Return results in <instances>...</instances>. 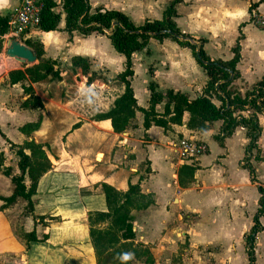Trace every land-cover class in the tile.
Returning a JSON list of instances; mask_svg holds the SVG:
<instances>
[{"label": "crops", "instance_id": "crops-1", "mask_svg": "<svg viewBox=\"0 0 264 264\" xmlns=\"http://www.w3.org/2000/svg\"><path fill=\"white\" fill-rule=\"evenodd\" d=\"M53 1V10L60 15L57 29H31L28 38L41 44V58L54 60L60 75L62 70L66 72L74 68L71 66L73 57L86 58L89 62L86 78L83 77L86 84H83L84 91L73 98L70 94L61 97L51 92H42L36 86L43 84V80L29 84L25 81L24 84L31 86L34 91L27 94L23 92L20 83L10 84L7 78L0 81V132L4 135H0V152L4 156V165L10 166L13 174L19 173L15 149L10 147L8 141L13 144H23L30 140L40 143L51 162V169L37 182L29 213L25 211L26 201L22 198L3 206V198L11 195L14 187L10 177L0 172V264H96L89 237L87 213L106 211L102 183L118 191H126L128 184L137 183L141 193L151 196L153 203L143 209L144 214H141L144 220L132 221V228L135 230L134 243L156 245L152 248L157 256L155 264H232L233 254L236 253L232 239L225 244L220 238L218 241L214 238H198L193 234V229L197 228L203 210L220 215L224 207L225 217L229 221L233 218L237 220L232 199L238 196L240 185L230 178L222 166L231 138L236 134L242 138L237 168L245 175L244 186L252 191L256 201L249 212L251 222L239 228L240 247L245 253L246 264H249L244 236L249 232L253 224L252 218L258 209L260 194L257 186L264 187V170H261L264 169V159H255V148L246 154V129L235 127L232 134L220 143L215 138L220 132V120L213 121L202 132L187 129L184 122L182 125H171L167 131L154 125L144 130L143 115L136 111L132 120L134 127L118 134L113 132L108 119H92V115L107 111L115 97L122 93L124 85L117 79V75L124 69V57L112 48L106 36L109 33L107 30L104 31L105 34L91 33L86 36L77 31L67 33L63 28L62 0ZM87 2L90 12L96 7L116 9L123 12L135 25H139L145 19H160L170 0ZM200 2L203 3L204 10L215 14L222 30L229 26L227 18L233 16L231 39H225L221 29H209L208 23L204 25L198 18H181L179 7L182 4L195 6ZM18 4L19 0H0V15L9 16ZM175 8L177 15L174 21L180 32L190 35V42L195 44L203 39L202 48L211 59L229 60L238 39L239 60L235 66L238 77L231 83L233 89L243 95L254 83L264 78V30L249 21L251 10L264 13V0H180ZM88 38H93L98 44L87 46L85 39ZM115 59L118 67L113 69L112 60ZM36 61L38 62L37 59ZM131 62L133 75L129 82L136 103L141 108L147 107L149 82H154L160 92L172 89L185 93L190 98L200 95L207 82L206 74L192 51L171 38H163L161 41L150 38L144 49L132 53ZM27 65L28 63H24L22 69ZM76 69L81 72L80 68ZM95 73L101 77H97ZM93 74L95 78L88 83V76ZM70 79L75 81L74 78L62 76L56 82L48 80L46 84L58 87L65 85L69 88L72 83ZM94 85L101 88L91 94L88 90ZM29 97L40 104L35 108L24 105ZM161 109L162 104L156 110ZM241 112L246 116L249 110ZM38 119L40 123L36 130L27 134L20 132L22 125ZM258 121L261 132L256 148L258 156L262 158L264 115H259ZM186 136L201 140L207 146L206 152L195 160L193 186L180 185L178 181L180 167L194 162L180 160L175 150L178 139ZM25 152L28 153V150ZM248 163L254 169V181L250 180L245 167ZM210 175L220 184L224 203L216 206L211 199L206 203L202 194L197 198L194 210L187 208L188 195L210 189V184H207L211 179ZM218 175L227 176L221 180ZM25 182L28 184L27 179ZM240 202V207H244L245 201L241 199ZM179 212L195 213L189 237L184 234L178 238L172 236L177 221L174 213H178V218L182 219ZM238 215L243 216L244 212H239ZM263 219L264 215L259 218L260 225ZM261 227L263 230L262 225ZM19 229L24 233L33 230L36 240L26 241L20 236ZM181 244H184V248L178 252L177 245ZM254 258L257 264L255 250Z\"/></svg>", "mask_w": 264, "mask_h": 264}, {"label": "trees", "instance_id": "trees-1", "mask_svg": "<svg viewBox=\"0 0 264 264\" xmlns=\"http://www.w3.org/2000/svg\"><path fill=\"white\" fill-rule=\"evenodd\" d=\"M40 21L38 29L52 31L57 29L60 20L59 13L55 12L53 0H41ZM180 0H170L162 12L160 19H145L141 24L135 25L123 12L116 9L96 7L90 12L87 0H62L64 11V30L71 34L77 31L86 36L91 33L106 34L112 48L124 57V69L117 75V79L124 85V89L112 102L111 107L104 112L91 116L94 120L108 119L115 133L125 132L133 128L132 120L136 111L143 115L142 126L147 130L151 125L158 126L167 131L171 125H182L187 129L202 132L216 120L221 121L220 132L215 138L222 141L230 136L237 126L246 129L248 144L246 154L256 149V160L264 159L258 156L256 146L257 138L261 132L258 116L264 115V78L254 83L250 90L241 95L231 87V83L238 77L236 63L239 60L238 39L232 48L233 56L229 60L211 59L203 50L204 40L199 39L198 44L192 43L188 34L180 32L174 18L177 15L176 4ZM8 29V16L0 15V50L2 49V36ZM155 38L161 41L163 38H171L182 46L188 47L198 64L204 70L207 82L200 95L190 98L187 94L168 89L160 92L154 82H149V98L147 107L141 108L136 103V98L129 78L133 75L131 55L135 51L146 47L148 40ZM24 43L35 53L37 63L25 66L23 69L11 70L6 78L10 84L20 83L24 93H31V86H26L25 81L36 83L48 76L60 78V70L55 68L56 62L51 59H42V47L37 41L29 38ZM199 55L197 57V54ZM71 66L80 68L83 74H87L89 62L83 57H73ZM93 80L88 76L87 82ZM219 101L216 105L212 99ZM162 104L161 111L157 106ZM249 110L246 116L241 111ZM185 118V121H184ZM40 120L22 125L20 132L27 134L39 127ZM0 135H4L0 132ZM11 148L15 149L17 157L18 174L12 173L10 166L4 165V156L0 152V172L10 177L13 184V192L3 198V206L14 203L18 198L26 201L25 211L31 212V197L36 191L39 178L51 169V162L46 154L44 146L34 141H25L23 144H13L8 141ZM28 150V153L25 152ZM250 180L254 181V169L250 163L246 166ZM193 165H182L178 170L180 185H186L193 181L195 171ZM185 176V180L182 179ZM28 180L26 184L25 180ZM101 190L106 203V211H92L87 213L89 237L95 253L96 264H124L122 259L125 250L122 247L134 238L132 229L131 211L133 209H145L153 200L150 195L140 192L138 184H128L126 191H118L112 186L102 183ZM260 194L258 209L252 218V226L244 236L246 253L249 264H255L253 245L256 234L262 230L259 218L264 215V187L257 186ZM35 219V217H33ZM20 236L26 241L36 240L34 231L24 233L18 230Z\"/></svg>", "mask_w": 264, "mask_h": 264}, {"label": "rangeland", "instance_id": "rangeland-1", "mask_svg": "<svg viewBox=\"0 0 264 264\" xmlns=\"http://www.w3.org/2000/svg\"><path fill=\"white\" fill-rule=\"evenodd\" d=\"M179 11L181 13V18H188V19L198 18L199 21L204 23V25L208 23L207 27L209 29L215 28V27L218 30L221 29L218 24V18H215L216 16L214 13H210L204 10L203 3L201 2L196 4L195 6L182 4L179 7ZM233 22H234L233 16H231L230 18L228 17L227 23L229 26L227 27V29H223V30L221 29L222 31H224V36H225L224 38L227 40L231 39L232 37L231 26ZM85 40H86L87 46H93V45L98 44V42L94 40L93 38H88ZM36 62L37 61H35L34 63ZM34 63H31V64L28 63L27 66H30ZM112 63L114 65L113 69H116L118 67V61L115 59V60H112ZM95 74L97 77L99 78L101 77L100 74H97V73ZM95 74L92 75V78H95ZM62 76H68L69 78H74L75 81L73 79H70L72 83L69 85L70 86L69 88H67V86L65 85H60L58 87L52 84L51 86H49L46 84V82L50 79V77L48 76L46 79L43 80V84L36 86V87L39 88L42 92H48V93L51 92L54 95L61 96V97L65 96V94H70L72 95L73 98H75L77 94L82 93V91H84L83 84H86L85 79H84L86 78L85 77L86 75L81 73L78 69L73 68V69H69L66 72H63L62 70L60 78ZM55 80L56 78H53V80L50 79L49 81L56 82ZM104 81L106 82V80ZM26 84H29V82L26 81ZM100 88L101 87L99 85H94V87H92L91 90H88V92L93 94V92L96 89L99 90ZM32 92H34L33 89L31 90V93ZM212 101L216 105H219L218 100L213 98ZM86 102H88V99L86 100ZM37 104H40V103L36 99L34 98L32 99L31 97H29L24 103V105L26 106L32 105L33 108H35ZM102 106L103 107L105 106V101H103ZM241 113L243 114V112ZM261 138H262V143H264V134ZM144 139H146V137ZM241 145H242V138L239 134H236L235 136L231 138V145H230V148L228 149V154L222 161V163L224 164L222 165L223 169H225L226 173L230 175V178L234 179L240 185V188L238 189L239 190L238 196L232 199L233 211L236 215L237 220L235 221L233 218L232 220L229 221L223 213L224 207H222L220 211V215H216L215 214L216 212L210 214L209 211L203 210L201 216L198 219L199 221H198L197 228L193 229V234L195 235V237H198V238H202V239L204 238L206 240H211L214 238L216 239V241H218L217 239L220 238L225 244H228L230 240L232 239L234 245L236 246V253L233 254L234 259H233L232 264H246L247 262L245 253L244 251L241 250V247H240L241 244H240V239H239V228L242 225H245L246 223L251 222V215L249 214V212L251 211L252 206L256 202L254 200L252 191L246 186H244L245 185L244 184L245 175L242 174L237 168L239 167L237 160L239 158ZM195 163L196 161L192 162L191 165L195 166ZM222 166L220 165V167ZM261 170H264V169H261ZM210 174L212 173L210 172ZM226 176L227 175L225 176L218 175V178L222 180ZM210 178L211 179H209L207 182V184H210L209 190L200 191L198 194L192 193L191 195H188V203L186 204L187 208L194 210L197 207V198L201 196L202 194L205 197L204 201L206 203H208L210 199L213 202V205H216V206L218 205L221 206L222 203H224V199L220 193V191H222L220 188V184H217L216 181L213 180L215 177H212V175H210ZM182 179L185 180L184 175H182ZM188 186H193V181L191 183H188ZM241 199L245 201L244 207H240ZM217 203H220V204H217ZM239 212H244V215L243 216L238 215ZM142 213H143V209H133L131 211V216H132L131 222L134 220L143 221L144 217L141 216ZM177 214L174 213V219L175 221L176 220L177 221H176V229L172 233V236L178 238L182 236V234H184L187 237H189L191 220L193 221L195 219V213L179 212V214L182 216V219L178 218ZM185 215H188V216H185ZM211 218H215V219L212 220ZM261 225L263 226V230L257 234L256 243H254L253 245L255 246L254 250H255L257 264H264V219L261 221ZM133 231H134L133 239H135V230L133 229ZM127 243L128 244H125V246L122 247V249L126 251L125 255L130 254V259L126 260L124 264H155V259L157 256H155L156 253L154 250H152V248H154L156 245L145 244V243H140V242L134 243L133 240ZM177 246H178V252H181L184 248V244L177 245ZM225 263H228V261H226Z\"/></svg>", "mask_w": 264, "mask_h": 264}, {"label": "built area", "instance_id": "built-area-1", "mask_svg": "<svg viewBox=\"0 0 264 264\" xmlns=\"http://www.w3.org/2000/svg\"><path fill=\"white\" fill-rule=\"evenodd\" d=\"M41 7V0H19L17 8L8 16V29L2 36L3 45L0 50V81L6 78L9 71L22 69L24 66L20 60L5 53L6 41L16 39L19 42H24L28 38L30 30L38 28ZM249 21L255 27L264 30V13L251 10ZM175 146L179 159L187 161H195L207 150L205 142L192 136L181 137Z\"/></svg>", "mask_w": 264, "mask_h": 264}, {"label": "water", "instance_id": "water-1", "mask_svg": "<svg viewBox=\"0 0 264 264\" xmlns=\"http://www.w3.org/2000/svg\"><path fill=\"white\" fill-rule=\"evenodd\" d=\"M5 53L10 57L20 60L22 63L31 64L36 61L35 53L24 42H19L16 39H8L6 41Z\"/></svg>", "mask_w": 264, "mask_h": 264}, {"label": "clouds", "instance_id": "clouds-1", "mask_svg": "<svg viewBox=\"0 0 264 264\" xmlns=\"http://www.w3.org/2000/svg\"><path fill=\"white\" fill-rule=\"evenodd\" d=\"M122 259H124V260H128V259H130V254H126V255H124V256L122 257Z\"/></svg>", "mask_w": 264, "mask_h": 264}]
</instances>
